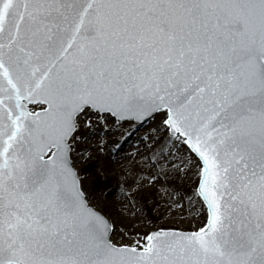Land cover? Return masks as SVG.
Returning <instances> with one entry per match:
<instances>
[{"label": "snow or ice", "instance_id": "1", "mask_svg": "<svg viewBox=\"0 0 264 264\" xmlns=\"http://www.w3.org/2000/svg\"><path fill=\"white\" fill-rule=\"evenodd\" d=\"M0 264H264V0H0Z\"/></svg>", "mask_w": 264, "mask_h": 264}, {"label": "rangeland", "instance_id": "2", "mask_svg": "<svg viewBox=\"0 0 264 264\" xmlns=\"http://www.w3.org/2000/svg\"><path fill=\"white\" fill-rule=\"evenodd\" d=\"M86 175H89V174H86ZM94 177H95V179H94L93 176L91 175V180H92L93 182H96V181L98 180L99 183H100L101 185L107 184L109 187H111V186H113V185L115 184V181H114V180H112V181L109 183L110 178L103 177V176H101V177H97L96 175H94Z\"/></svg>", "mask_w": 264, "mask_h": 264}, {"label": "trees", "instance_id": "3", "mask_svg": "<svg viewBox=\"0 0 264 264\" xmlns=\"http://www.w3.org/2000/svg\"><path fill=\"white\" fill-rule=\"evenodd\" d=\"M92 176H93V178L95 179V177H94V174H91Z\"/></svg>", "mask_w": 264, "mask_h": 264}]
</instances>
